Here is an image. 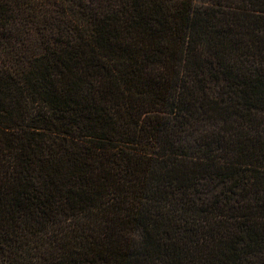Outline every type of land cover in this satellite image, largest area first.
Masks as SVG:
<instances>
[{"label":"trees","instance_id":"trees-1","mask_svg":"<svg viewBox=\"0 0 264 264\" xmlns=\"http://www.w3.org/2000/svg\"><path fill=\"white\" fill-rule=\"evenodd\" d=\"M0 264H264V0H0Z\"/></svg>","mask_w":264,"mask_h":264}]
</instances>
